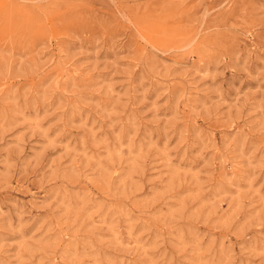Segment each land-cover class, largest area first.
<instances>
[{"label":"rangeland","instance_id":"1","mask_svg":"<svg viewBox=\"0 0 264 264\" xmlns=\"http://www.w3.org/2000/svg\"><path fill=\"white\" fill-rule=\"evenodd\" d=\"M0 264H264V0H0Z\"/></svg>","mask_w":264,"mask_h":264},{"label":"bare ground","instance_id":"2","mask_svg":"<svg viewBox=\"0 0 264 264\" xmlns=\"http://www.w3.org/2000/svg\"><path fill=\"white\" fill-rule=\"evenodd\" d=\"M9 6H12L11 3H9ZM75 70V69H74Z\"/></svg>","mask_w":264,"mask_h":264}]
</instances>
